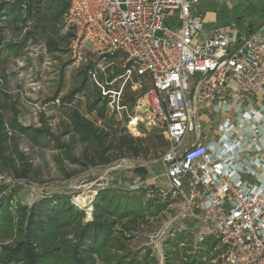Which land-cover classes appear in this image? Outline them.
<instances>
[{
    "label": "built area",
    "instance_id": "1",
    "mask_svg": "<svg viewBox=\"0 0 264 264\" xmlns=\"http://www.w3.org/2000/svg\"><path fill=\"white\" fill-rule=\"evenodd\" d=\"M65 1L73 59L91 57L88 77L102 89L107 115L126 114L130 128L146 112L160 121L171 191L209 224L224 248L219 264H264V24L210 28L198 0ZM120 55L128 66L112 88L117 79L100 80ZM133 76L143 91L131 110L124 88ZM87 95L55 101L87 104ZM94 111L81 114L90 120ZM211 114L209 132L217 133L208 143L200 138Z\"/></svg>",
    "mask_w": 264,
    "mask_h": 264
},
{
    "label": "rangeland",
    "instance_id": "2",
    "mask_svg": "<svg viewBox=\"0 0 264 264\" xmlns=\"http://www.w3.org/2000/svg\"><path fill=\"white\" fill-rule=\"evenodd\" d=\"M206 5L208 4L202 2L197 7L203 12ZM212 7H216L218 12L225 11V19H221L223 26L236 23L233 10L227 12L219 3L213 1L209 9ZM70 31L72 32L70 28L62 24L59 32L54 35L60 50H49L42 39H30L18 53L8 50L3 52L5 62L0 72V115L3 116L5 123L15 119L24 126L49 127L61 141L70 142L71 134L64 132L70 124V113L73 109L85 112L89 109L90 103L100 93L102 94V89L88 77L87 69L91 64V57L80 63L73 59L69 51L70 42L65 40ZM6 36L12 42H20L23 37L9 31L6 32ZM127 66L125 57L120 55L116 64L109 69L106 76H101L100 81L105 84L112 79H117L114 84L108 85L112 88L117 87L124 82L123 75ZM136 80L138 79L133 76L124 88L125 100L127 99L130 109L133 108L137 94L143 91V89L136 91L133 88V82ZM83 84H85L84 90L88 93V98L92 97L90 103L77 102L68 105L55 101V98L61 100ZM103 101L102 99L99 106ZM105 109L107 112V107ZM262 110L264 112V108ZM108 115L114 120L115 129L126 128V132L133 136L146 137L144 128L151 130L155 127L162 130L160 121L154 116L151 118L147 112L140 115L136 129L132 126L130 128V119L126 114H112L108 111ZM214 116L211 114L212 118ZM90 120L97 126L104 124L96 110L91 114ZM7 130L10 136L8 142L10 150L7 151V155L15 160L18 172L11 169L0 172V183L6 186L8 192L14 191L12 203L14 206L18 204L31 206L44 196L62 193L70 197L74 205L84 210L88 219L91 208L80 206L78 199L85 198L91 205L98 191L104 187L115 188L118 193L128 196H140L146 204H151V207L165 204V208L157 214L146 212L144 218H138L135 228L125 233L126 236H130L126 240L128 255L141 257L146 251L151 250L160 264H165L167 257L177 264L182 263L188 253L198 249L203 237L213 235L209 224L199 210L185 207L184 197L180 193L171 191L162 161L165 148L159 145L157 139L154 140L157 146L156 153L148 159L126 157L109 164L84 168L71 163L53 142L43 139L41 144H34L27 137L15 133L18 131L9 127ZM193 137V133L188 134L186 146L191 144ZM82 147V144L78 143L73 153L79 156ZM24 165H28L29 171L27 175L21 176L19 174ZM141 166L147 169L144 177L136 171ZM161 190L166 191L167 195H163ZM124 222L127 220L125 219ZM116 228L120 230L121 223H118ZM183 231L186 235L178 247V252L169 251L170 246L167 240ZM213 236L217 239L215 235ZM221 247L220 244L218 248ZM222 254L211 262L206 261L205 264H219Z\"/></svg>",
    "mask_w": 264,
    "mask_h": 264
},
{
    "label": "trees",
    "instance_id": "3",
    "mask_svg": "<svg viewBox=\"0 0 264 264\" xmlns=\"http://www.w3.org/2000/svg\"><path fill=\"white\" fill-rule=\"evenodd\" d=\"M22 4V0H0V72L5 62L3 52L18 53L30 39H42L49 50H60L54 35L65 24L68 3L65 0H26V8ZM71 30L65 37L66 42L74 35ZM7 31L23 37L20 42H12L7 39ZM84 88L85 84L70 92L62 98V103L71 102ZM101 101L100 93L88 108L99 113L103 126H97L78 109L72 110L70 124L64 130L65 134H71L68 143L56 137L49 127L24 126L15 119L5 123L0 115V172L8 169L18 172L15 160L7 155L10 150L8 127L34 144H41L43 139L53 142L71 163L84 168L126 157L148 159L156 153L155 139L166 150L169 140L164 133H158L163 129L144 128L146 137L133 136L126 128L115 129L114 120L106 114L107 99L99 106ZM78 143L83 147L81 154L76 156L73 151ZM28 171V165H24L19 175L25 176ZM6 189L0 183V264H160L151 250L141 257L128 255L126 240L130 236L125 233L131 232L138 218H144L146 212L157 214L165 204L152 206V209L151 204H146L140 196H128L118 193L115 188L104 187L94 199L93 216L88 220L86 212L65 194L44 196L31 206H14V191ZM118 223H121L120 230L116 228ZM185 235L183 231L169 238V251L178 252ZM219 242L212 234L203 237L198 249L188 253L180 264L211 262L224 251L222 247L218 248ZM166 259L165 264H177L169 257Z\"/></svg>",
    "mask_w": 264,
    "mask_h": 264
},
{
    "label": "crops",
    "instance_id": "4",
    "mask_svg": "<svg viewBox=\"0 0 264 264\" xmlns=\"http://www.w3.org/2000/svg\"><path fill=\"white\" fill-rule=\"evenodd\" d=\"M212 1L219 3L227 12L234 11L236 15V23L241 31L249 28H258L264 24V0H198V5L204 2L206 5L204 18L208 27L223 26L221 19L224 18L225 11H217L216 7L209 9ZM210 4V5H209ZM234 14V13H233ZM231 24H224L230 26ZM257 26V27H256ZM215 118V116H214ZM213 119L211 115L207 117L205 125L201 132L200 141L211 142L216 137L217 132H209V123ZM264 132V127L263 131Z\"/></svg>",
    "mask_w": 264,
    "mask_h": 264
},
{
    "label": "water",
    "instance_id": "5",
    "mask_svg": "<svg viewBox=\"0 0 264 264\" xmlns=\"http://www.w3.org/2000/svg\"><path fill=\"white\" fill-rule=\"evenodd\" d=\"M136 171L140 174L141 177H144L147 174V169L144 166L137 168ZM90 208H91L90 213H91V215H93V210H94L93 204H91ZM91 215L88 217V220L91 219Z\"/></svg>",
    "mask_w": 264,
    "mask_h": 264
},
{
    "label": "bare ground",
    "instance_id": "6",
    "mask_svg": "<svg viewBox=\"0 0 264 264\" xmlns=\"http://www.w3.org/2000/svg\"><path fill=\"white\" fill-rule=\"evenodd\" d=\"M136 123H137V121L134 118V120L132 121L131 125L134 126ZM78 204H80V206H82L83 208H88V209H90L89 207L91 206L90 203L85 198L82 199L81 197L78 199Z\"/></svg>",
    "mask_w": 264,
    "mask_h": 264
}]
</instances>
